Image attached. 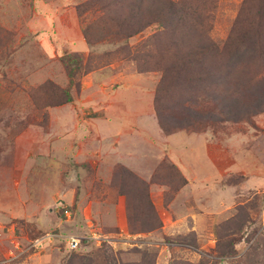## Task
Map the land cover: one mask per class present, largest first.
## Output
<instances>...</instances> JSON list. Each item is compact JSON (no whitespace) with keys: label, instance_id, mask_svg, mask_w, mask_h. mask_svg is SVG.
I'll return each instance as SVG.
<instances>
[{"label":"rangeland","instance_id":"obj_1","mask_svg":"<svg viewBox=\"0 0 264 264\" xmlns=\"http://www.w3.org/2000/svg\"><path fill=\"white\" fill-rule=\"evenodd\" d=\"M85 1L0 0V264H264V0H188L200 35L239 41L241 16L259 25L240 55L256 63L233 81L237 100L263 110L224 112L199 92L188 104L201 119L174 132L156 108L184 121L188 101L157 102L170 78L146 70L159 27L122 41L97 6L79 13ZM69 54L84 63L73 79ZM68 236L82 245L70 250Z\"/></svg>","mask_w":264,"mask_h":264},{"label":"trees","instance_id":"obj_2","mask_svg":"<svg viewBox=\"0 0 264 264\" xmlns=\"http://www.w3.org/2000/svg\"><path fill=\"white\" fill-rule=\"evenodd\" d=\"M193 3L188 0H87L78 7L79 13H82L97 6L110 25L107 27L108 30H112L113 34L122 41L123 39L127 41L144 32L152 25L159 27L155 34L151 35V39L157 44L158 54L154 56V53L148 51L147 69H142H157L162 72L163 79L167 76L170 78L167 81H162L160 88H157L155 97L157 102L166 92L172 94L175 91L174 95L178 94V96L174 97L173 102L170 101V103L176 106L178 99L182 98L183 101L179 104L180 108L183 109L184 101L187 100L186 109L189 110L187 119L184 121L172 118V121L168 122V116L160 106L156 108L159 123L167 132H174L184 126H192L201 119L197 112H191V105L188 104L192 100H198L199 92H206L208 93L207 99L220 102L225 107L224 112H230L232 108H236L239 112L253 115L263 110L257 108V111L254 109V105H248L241 99L237 100L235 94L237 88L233 81L234 78L239 77L240 69L243 72L246 69L250 71L251 66L256 63L253 61V56H249V62H247V59L240 55L245 53L241 47L245 43L246 37L247 42L251 41L248 37V30H257L259 25L256 23L252 25L250 21L241 16L239 24L246 23L245 21L250 23L248 28L241 30L243 34L241 40H232V36L215 40L212 37L198 34L195 24L192 27L190 22L188 23ZM194 13L197 17L196 12ZM200 21V17L195 19L196 23H200ZM93 29H97L99 33L102 31L95 25V22L82 29L89 46L93 45L94 39L101 37L97 31L98 35L94 34ZM193 32L195 35H192ZM256 57L264 61V52L256 53ZM62 58L66 60L64 64L70 78L73 79L77 73L83 70L84 63L81 55L69 54ZM243 59L246 64L242 63V66L240 63ZM206 88L210 92L205 91ZM66 94L69 92L66 91ZM69 98L71 100V96ZM241 118L242 116L238 115L234 120ZM161 226L160 222L157 228ZM98 257H103L104 262L98 263ZM147 259L148 263H146ZM141 260L138 264H150L151 259L147 255H142ZM68 264L126 263H123L119 255L84 256L73 254Z\"/></svg>","mask_w":264,"mask_h":264},{"label":"built area","instance_id":"obj_3","mask_svg":"<svg viewBox=\"0 0 264 264\" xmlns=\"http://www.w3.org/2000/svg\"><path fill=\"white\" fill-rule=\"evenodd\" d=\"M56 237H57V235L54 234V233L46 234L42 238L36 240L34 245H36V247L42 246L43 243L47 239L51 240L52 238L54 239ZM63 240H64L63 242L65 243L66 247H68L70 250H76L78 247H80L82 245V239L78 238V237H75V236L64 237Z\"/></svg>","mask_w":264,"mask_h":264},{"label":"crops","instance_id":"obj_4","mask_svg":"<svg viewBox=\"0 0 264 264\" xmlns=\"http://www.w3.org/2000/svg\"><path fill=\"white\" fill-rule=\"evenodd\" d=\"M179 151H180V150H179ZM189 184H190V183H189ZM189 186H190V185H189ZM189 186H188V187H189ZM188 187H187V188H188ZM182 190H183V191H185V189H184V188H183Z\"/></svg>","mask_w":264,"mask_h":264}]
</instances>
